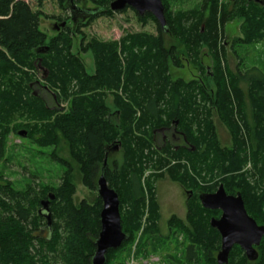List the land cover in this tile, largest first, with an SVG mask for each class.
<instances>
[{
    "label": "trees",
    "instance_id": "1",
    "mask_svg": "<svg viewBox=\"0 0 264 264\" xmlns=\"http://www.w3.org/2000/svg\"><path fill=\"white\" fill-rule=\"evenodd\" d=\"M96 1L101 7L93 16L101 13L112 14L108 7L114 0ZM162 1L164 4L165 0ZM245 1L248 6L240 9L244 13L242 17L248 18L249 26L256 28L253 31L260 35L264 29V4ZM164 6L168 31L162 30L155 20L161 33L158 37L154 39L145 35H132L125 39L132 42L127 47L126 42H123L124 45L121 46V51H126L128 54L126 91L132 95V99L136 100L138 108L141 109L144 125L149 124L150 121L160 123L166 118L167 122L177 119L172 124L175 126L179 122V127L183 118V121H187V127L192 124L197 125L198 130L202 127L207 130L201 142L196 140L197 145L198 142L201 143V153L204 155H199L198 161L197 158L194 160L197 164L208 165L207 160L213 157L219 160L217 164L219 167L223 163L224 172L230 170L225 166L226 162L232 160L233 167L238 168L237 171L241 170L245 159L240 155V151L250 145L258 158L264 150V128H262L264 127V76L257 70L255 72L260 74L258 77L256 74L255 76L249 74L247 77V80H251L254 97L257 100V105H252L258 113L260 112L257 116L254 113L253 124L256 127L252 128L251 119L245 112L247 97L241 87V79L237 77L232 79L231 73L220 69L219 74L223 82L213 98L212 93L203 84L173 83L165 71L167 69L168 72L173 64L178 65L180 60L173 50L167 48L168 42L164 36L175 29L189 48H197L202 42L207 43L215 50L216 63L222 68L221 59L223 60L225 47L219 48V42L224 27L233 19L232 13L235 11H231L228 5L220 4L219 0H206L203 5L204 13L200 12L198 16L197 13L183 14L170 20L168 9L166 5ZM40 16L25 1L0 0V160L4 157L8 136L11 133L18 135L19 133L16 132L23 127L26 130L29 128L25 126L10 128L6 124L7 120L18 113L44 122L54 118L46 124L39 123L41 125L37 127L40 138L34 137L38 133H33L31 138L41 147L56 146L61 139H64L70 147L73 160L81 168L83 184L91 190H97L98 172L102 168L101 175L104 174L111 189L118 191L119 198L121 196L117 190L118 185L123 191L125 189L131 193V201L135 203V212L131 219L134 223L139 222L141 209L145 206L142 176L150 164L144 153L147 148L152 147V144L143 138L135 137L133 124L136 120V112L132 106L117 97L118 117L114 116L105 106V94L96 93L97 89H103L107 84H112L115 88H120L122 84V71L115 67L119 64L115 47L97 42L84 47V53L97 49L96 74L89 75L80 57L72 52L73 40L70 34L60 33L51 39L49 47L47 46V35L40 30ZM148 17L153 18L152 15L146 14L140 16V19L145 20ZM257 35L253 34L258 38ZM145 47L146 52H140ZM45 48L48 49L47 53H39ZM36 68L43 71V78L50 88H60L65 98L69 97L71 84L74 81L78 82L82 92L73 99L69 109L58 110L56 108L59 102L56 98L55 100L52 98L49 104L43 98H36L29 92V84L32 82L30 71ZM138 72L140 74L136 76ZM227 75L231 76L230 80H227ZM130 86L134 89L132 93L129 92ZM197 96L202 98L204 104L213 105L212 107L220 113L222 116L220 120L231 131L232 141L237 149L235 153L219 145L216 126L212 120L213 109L201 107V103L197 102ZM51 105H54V109ZM114 117L120 120V125L117 124L118 120L114 122ZM169 128L168 122L162 129ZM182 134L191 145L192 151L195 150L194 154L200 153L195 148L197 145L190 140V136ZM160 139L162 153L155 150L150 156L153 158L155 154L159 155V167L164 169L170 163L161 159L162 154L176 158L184 150L176 152V148H173L174 143L164 141L163 137ZM118 146L125 151L124 163L120 168L116 166L112 170L108 164ZM60 162L65 166L69 165L66 161L60 160ZM105 162L107 166L104 168ZM172 172L173 170H170V173ZM237 178L240 184L234 183L233 178H226L222 185L230 195L241 194L249 216L259 225H264V186H261L262 194L258 198L246 183V176L240 175ZM75 194V185L70 178L58 189L49 187L39 189L31 185L25 191H17L11 185L0 186V264H58L59 261L62 264H92L96 241L101 231L100 215L103 204L98 198L93 204L83 201L77 206L74 204ZM50 195L54 196V200L50 203L49 221L40 214V210L42 201L49 200ZM153 202L151 209L155 214L156 205ZM120 211L122 228L127 239L121 248L108 253L107 264H112L117 253L135 239V232L126 229L131 219L123 217L121 206ZM49 222L51 230L49 229L48 235L44 237L41 231L43 227L49 226ZM217 234L219 241H213L215 250L212 249L213 247H208V239L202 245L206 248L205 259L209 264L216 263L214 255L216 251L221 250V247L219 249L221 236L218 231ZM197 241L203 244L199 238ZM261 246L264 247V239ZM236 249L243 254L240 247H235ZM239 264H264V253L259 254L258 261L254 263H250L243 254Z\"/></svg>",
    "mask_w": 264,
    "mask_h": 264
},
{
    "label": "rangeland",
    "instance_id": "2",
    "mask_svg": "<svg viewBox=\"0 0 264 264\" xmlns=\"http://www.w3.org/2000/svg\"><path fill=\"white\" fill-rule=\"evenodd\" d=\"M22 1L28 3L34 12L41 15L40 30L47 35L48 47L51 39L60 33L70 34L73 40L72 52L80 57L89 75L96 74L97 49L84 53V47L94 42L102 43L103 45L111 44L110 46L115 47L119 63L115 67L122 71V84L119 86L120 88L107 84L105 88L97 89L96 93L105 94V106L109 109L110 114L114 116L118 114L117 97H120L125 104L132 106L134 112H136V120L133 124L135 137L143 138L152 144V147L147 148L144 153L150 164L142 176L141 185L145 206L141 209L140 219L139 222H136L137 224L131 219L133 212H135V203L131 201V193L125 189L123 191L119 185L117 186L120 198H122L120 206L123 217L131 219L128 221L126 229L135 232V239L117 253L112 264H209L205 259L206 251L204 250L206 248L202 245L208 239V247H213L212 249L215 250L216 247H214L213 241H219V236L217 230L211 226V221L220 219L223 213L220 210L203 208L200 195L216 193L226 178H233L234 183L240 184L237 177L243 175L246 176V183L259 198L262 194L261 186H264V178L262 179L264 177V150L261 152L260 157L256 158L254 148L247 145V149L240 151V155H243V159H245L241 170L237 171L238 168L233 167L234 165L231 164L232 160L226 162L225 168L230 170L224 172L223 163L219 167L217 165L219 160L217 161L213 157L207 160L208 165L202 164L201 166L194 161L196 158L198 161L200 159L199 155L202 154L200 142L203 140L202 136L207 134L205 128L202 127L198 130L197 125L192 124L187 127V121H183L182 118V123L176 129L181 135H172L175 129L172 123L177 119L168 121L169 129L172 132L170 134L160 131L168 124L166 118L160 123L150 121L149 124H143L141 109L138 108L136 100L132 99V95L126 91L125 79L126 71L128 70V54L126 51H121V46L124 45L123 42H126L125 46L127 47L132 41L125 39L132 35H145L154 39L158 37L161 33L153 16V18L148 17L145 20H141L139 14L132 8L122 12H113L110 7L108 9L111 10L112 14L101 13L93 16L97 9L101 7L96 4L98 3L96 0H72L71 3V0ZM205 2L206 0H165L164 5L168 9L170 20H173L183 14L196 15L197 13L198 16L200 12L204 13L203 5ZM219 2L220 4L228 5L231 11H235L232 13L233 19L224 27L222 38L219 42V48L225 47L223 60L221 59L222 68L216 63L215 50L207 43L202 42L197 48H189L181 34L176 33L177 29H175L172 33L164 34V36L168 42L167 48L170 51L173 50L176 57L180 60L178 65L173 64L168 72L167 69L165 71L168 74L167 77H170L173 83H201L215 98L214 95H216L220 84L223 82L219 70H227L226 73L229 72L232 76L227 75V80L235 79V77L239 80L241 79V87L245 92V97H247L245 98L247 105L245 112L248 113L251 119L252 128H255L253 115L255 113L257 116L260 112L258 113L252 105H257V100L254 97L251 80H247V77L249 74L254 76L256 74L258 77L260 74L255 72L257 70L264 76V29L260 32V35H257L253 31L256 28L249 26L250 20L242 17L244 13L240 9H245L248 6L245 0H219ZM63 25L65 26L62 27ZM253 34L257 35L258 38L254 37ZM146 50L147 48L145 47L140 52L145 53ZM135 52L139 53L138 50H135ZM139 74L138 72L136 76ZM30 76L32 82L29 84V92L35 95L36 98H43L49 104L52 98L54 100L56 98L59 102V106L56 108L58 110L69 109L73 99L82 92L78 82L74 81L70 86L69 97L65 98L60 88H50L43 78L41 69L31 70ZM128 88L130 93L134 91L131 86ZM75 93L77 94L74 96ZM197 97V102L201 103V107L213 109L212 120L216 126L219 145L225 150L235 153L237 149H235L236 146L233 144L231 131L220 120L222 118L220 113L212 107L213 105L204 104L202 98ZM51 108L54 109V105H51ZM113 119L115 123L118 120L116 117ZM50 120L53 121L54 118H50ZM48 122L30 118L22 113H18L7 120L6 124L10 128L19 126L29 128L26 130L23 127L16 132L26 131L27 136L25 137L14 133L8 136L5 154L0 160V186L11 185L17 191H25L31 185L39 189L45 187L58 189L70 178L76 189L74 204L78 206L83 201H87L90 204L95 203L100 198L98 185L97 190H91L83 184L81 168L73 160L68 143L61 139L56 146L41 147L31 138L33 133H38L34 137L39 139L40 132H38L39 128L37 126L41 125L39 123L46 124ZM117 122L120 125V120ZM182 133L189 135L194 145H197L198 140L200 141L197 145L199 148L195 147L200 153L194 154L195 151H189L190 153L186 154L188 150L180 152L182 151V148H180L179 151H176L180 152V156L177 155L176 158L162 154L161 159L168 161L170 164L161 169L159 167L160 156L155 154L152 158L150 156L151 153H154L155 150L160 154L162 153L160 148L162 141L160 138L164 136L170 137H167V141L175 144L174 149L178 145L182 146L183 143H180L182 140H179L183 139ZM175 136L176 138H174ZM114 151L115 154L111 156L108 164L112 170L116 166L120 168L125 158V151L122 147L118 146ZM236 153L238 154V152ZM201 156L204 155L202 154ZM60 160L68 162L69 165L61 164ZM215 166H218V168ZM170 170H173V172L170 173ZM101 172L102 168L98 172L97 184L101 177ZM227 194L230 195L229 193ZM151 202L156 205L155 214L152 212ZM259 226L264 225L260 224ZM200 230L202 231L200 232ZM198 238L203 241V244L197 241ZM259 247L256 250L258 254L262 255L264 247L261 246L260 250L258 249ZM216 252L214 255L215 264H218L217 254L219 252ZM231 253L229 264H239L243 254L246 256L244 251L243 254H240L239 249L235 250V248ZM58 264H62L61 261Z\"/></svg>",
    "mask_w": 264,
    "mask_h": 264
},
{
    "label": "water",
    "instance_id": "3",
    "mask_svg": "<svg viewBox=\"0 0 264 264\" xmlns=\"http://www.w3.org/2000/svg\"><path fill=\"white\" fill-rule=\"evenodd\" d=\"M248 1L259 3V0ZM128 8L134 9L140 16L152 15L162 30L168 31L165 6L162 0H114L110 5L113 12H122ZM47 51L48 49L45 48L39 53L45 54ZM19 136L25 137L27 132H20ZM106 166L107 162H105L104 168ZM97 185L103 207L100 215L101 231L96 241V252L92 264H107L108 253L119 249L126 241L127 236L122 228L121 203L118 193L109 187L104 174L101 175ZM53 200L54 196L50 195L49 200H44L41 203L40 214L45 215L49 221L51 219L50 203ZM200 201L203 208L220 210L223 213L220 219L211 221V226L219 232L222 239L221 250L217 254L218 264H229L231 252L236 246L241 247L249 261H257L259 254L256 248L261 245L264 238V226H259L249 216L241 194L228 195L224 186L221 185L214 194L200 195Z\"/></svg>",
    "mask_w": 264,
    "mask_h": 264
},
{
    "label": "flooded vegetation",
    "instance_id": "4",
    "mask_svg": "<svg viewBox=\"0 0 264 264\" xmlns=\"http://www.w3.org/2000/svg\"><path fill=\"white\" fill-rule=\"evenodd\" d=\"M259 2L260 3H262V4H264V0H259ZM177 127H178V124L177 125H175V129H174V132H173V134L172 135H181L179 132H178V130H176L177 129ZM171 129H162V130H160L162 133H172L171 131H170ZM159 131V132H160ZM167 137H169V136H164L163 137V140L165 141L166 140V142H168L167 141ZM182 137H183V139L181 138V139H179L180 141L182 140V142H180V143H183L182 144V146L181 145H178L177 147H176V150L177 151H179L180 150V148H182V150H184V151H186V150H188V151H192V148H191V145L187 142V139H186V137H185V135L184 134H182ZM170 138V137H169ZM174 138H176V136L174 137ZM170 141H171V139H170ZM195 151V150H194ZM42 215V214H41ZM44 218H46L45 217V215H42ZM47 219V218H46ZM49 229L51 230V227L50 226H48L47 228L46 227H43V229H42V231H41V235L42 236H47L48 235V231H49ZM219 233V232H218ZM221 236V235H220Z\"/></svg>",
    "mask_w": 264,
    "mask_h": 264
}]
</instances>
